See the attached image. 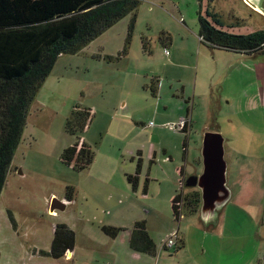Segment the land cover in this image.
Here are the masks:
<instances>
[{
	"label": "rangeland",
	"instance_id": "374dc122",
	"mask_svg": "<svg viewBox=\"0 0 264 264\" xmlns=\"http://www.w3.org/2000/svg\"><path fill=\"white\" fill-rule=\"evenodd\" d=\"M199 12L215 27L233 33L247 34L264 29V14L249 7L244 0H140L136 11L137 24L133 45L139 47V32H143L148 37L146 41L149 42V50L155 52L154 61L151 57L145 60L143 58L141 69L149 71L159 65L163 60L160 53H165L164 48L170 51L173 49L177 62L193 65L187 67L189 65L185 64L179 70V75L186 73V76L191 78L189 81L179 82L181 79L178 78V81L170 83L164 79L162 84L161 79L163 88L155 103L159 102L161 106L166 103L174 110L172 106L175 102H183L181 88L177 83L180 86L184 83L187 98L193 101L188 103L193 113L192 128H189L191 134L187 154L188 174L185 178L202 171L200 149L204 132H219L225 138L227 184L232 190V195L218 210L216 222L204 226L199 221V212L183 214L180 220H175L171 204L163 202L167 213L147 215L149 224L152 225L151 237L156 244H161L164 240L166 243L169 237H165V227L171 222L175 227L179 225L180 232L187 234L183 237L187 240V245L185 248L176 249L178 238L174 236L172 247L163 249L165 255L170 258H174L179 252L175 258L176 264H184L185 261H188V264H264V93L259 95L254 92V86L249 87L251 92L245 93L246 82H243L247 68L253 69L254 66L257 70L256 81L258 80L264 65V50L252 55L241 52L246 55L240 56L232 51L216 49L214 56L204 59V46L208 45L200 42L197 34H190L183 28L186 26V29H194L198 33ZM125 18L118 22V29ZM109 31L102 36V40L100 38L98 42H93L94 45L100 42L105 46L110 45L111 37L115 33ZM168 34L172 38L173 47L168 43ZM93 43L82 48L77 55L63 54L43 81V88L39 89V99H45L49 111L52 109L56 114L44 112V126L49 128L50 133H38L37 140H32V148H28L27 153L23 155L22 152L29 141L28 131L36 126L35 115L31 114L23 130V138L15 150L11 171L8 172L0 193V264H34L25 255L26 249L49 246L52 238L49 227L56 222V217H49L46 208H49L52 198L60 200L67 190L58 185L61 183L58 180L61 179L62 166L54 159L55 152L48 149V141L56 139L57 144L64 140L75 141L74 136L65 132L64 123L76 105L89 107V104H95L99 108L104 101L112 103L113 106L119 102L114 95L119 90V85H116L123 84V78L117 69L107 70L100 67V61L97 59H102L103 55L101 52L96 55L90 52L94 50ZM196 63H199L198 82L192 83ZM204 68L209 71V75L216 73L217 69V73L221 75L220 83H212L210 77L202 72ZM234 72L241 75L240 83L234 84ZM106 78L108 82L102 87L101 93L96 94L91 91V87L88 88L89 81L99 79L104 82ZM172 84L173 86H170ZM123 87L127 88L126 85ZM176 87L180 90L178 95L173 92ZM51 90L54 93L49 94ZM147 113L146 111L145 115ZM93 114L94 111L91 112L90 119L92 127L105 117L99 110L94 116ZM148 122L146 119L145 123L149 125ZM153 124L154 121L150 123ZM147 153L145 147L144 160L137 158L135 161L136 166L138 162L142 166L140 188L145 187V179L147 175H151L150 182L147 179V195H142L139 203L162 206L158 200L159 184L152 179L161 174L160 168L156 166L160 165V160H151ZM18 170L23 174H18ZM71 171L66 177L68 180H73L74 177L78 179L85 169ZM127 182L132 187L128 180ZM181 189L187 192L190 188L178 186L179 192ZM51 192L56 195L50 197ZM67 203L66 208L57 210L56 214L61 220L64 217L69 221V226L77 228V218L90 220L89 213H79L83 203L81 196L72 204ZM84 206L87 207L88 204L84 203ZM15 226L16 229L13 228ZM81 233L85 234L83 231ZM202 248L204 252L201 251ZM180 251H183L181 253L184 255Z\"/></svg>",
	"mask_w": 264,
	"mask_h": 264
},
{
	"label": "crops",
	"instance_id": "0c3cea01",
	"mask_svg": "<svg viewBox=\"0 0 264 264\" xmlns=\"http://www.w3.org/2000/svg\"><path fill=\"white\" fill-rule=\"evenodd\" d=\"M259 13L264 14L262 12ZM125 17L122 18H125V20L120 23V29H118L116 26L122 19H120L87 45L89 46L96 40V42H98L100 38L102 40V36L105 35L109 30L110 33H115L114 36L111 37L109 42L110 45L106 44L105 46L103 42H100L96 45L93 43L92 49L94 50L90 51L92 54L96 55L98 52H101L102 55L113 56L123 48L127 37L128 24L131 15H127ZM236 18L239 19V16ZM182 21L184 23V20ZM237 21L239 22V20ZM136 24L137 19L131 36L132 40L130 39L129 48L126 55H124L119 60L113 61H106L103 58L97 59L100 61L98 63L100 67L107 70L117 69L118 73H120L121 77L123 78V84L116 85H119V90L117 91L118 93L114 95V98L119 100L116 105L113 106L112 103L104 101V104L102 103L99 108H97L95 104H89V107L86 106L90 108L91 112L94 111L93 116L97 114L98 110L105 116L103 120L100 119V121H97L95 126H93L94 128L92 127V122L90 120L80 138V142H85L94 151V158L91 164L85 169L83 173H81V176L78 179L74 177L73 180H68L66 177L70 175V171H74V169L60 161V153L65 147L72 145L74 142L70 140L66 142L64 140L60 144H57V140L53 139L49 140L47 143L49 146L48 149H52L55 152V157L53 156L54 159L60 163V166H62L60 167L62 172L60 173L61 179L59 178L58 180V182L61 183L58 185L63 186V188L66 190L67 187H72V198L67 199L65 193L63 197L60 198V200L72 204L75 202V200L77 201L78 197L81 196L83 203H81L79 213H89L88 216H90V220L89 218L85 220L77 218V228L74 226L71 227L69 226V221L64 219V217H62L61 220L56 214V211L52 213L50 212L49 208H46L47 215L50 214L48 215L49 217H56V222H54L49 227L52 237L54 226L57 223H64L74 230L75 243L73 248L67 250L66 253L60 258H52L50 256L41 255L37 252V250L40 249L48 250L50 248L52 238L49 242V246H34L32 248L34 251L32 249H26L25 255L30 259V261H33L34 264H176L175 258H177L179 255V252L174 258H170L169 256L165 255L163 250L165 248V240L164 242L162 241L161 244L155 243L156 253L155 255L151 256L146 253L133 250L130 247V237L132 225L134 222L140 220L145 221L147 231L149 235L152 236V225L149 224L150 222L147 215H159L167 213V208L165 207V204L163 205V202H169L172 207V200L178 192V186L183 185L185 176L188 174L186 171L188 161L187 154L189 151V138L191 131L189 132L188 129L186 136L183 131L172 128V125L176 124L181 118H186L189 123V128H192L191 121L193 110L191 109L192 107L188 105V103L189 101H193L190 98H187V90L184 83H182L181 86L177 83V85L181 88V98L183 99V102H175V105L172 106L174 110H171L166 103H163L164 105L161 106L159 102L155 103V101L159 95H161L163 88V85L161 86L160 84L161 79L162 84H164V79L169 80V82L174 80L178 81V78L181 79L179 82H184L186 80L189 81L191 78H188L186 73L179 75V70L183 68L182 66H185V64L189 65L187 67H191L193 65L186 62H177V59L175 58L176 55L174 52H172V49L171 51L167 50V54L160 53L163 60H161L160 64L153 68V70L147 71L141 69L140 67L142 65L143 58L145 60V58L148 59L151 57V60L154 61L155 52L151 50V52H145L143 50L142 38L144 37L146 40L148 38L143 32H139V47L133 45ZM185 27L186 26H183V28L188 33L195 35L197 34L199 37L197 30L189 28L186 29ZM168 38H170L168 40L170 47H173V41L169 34ZM158 40L162 43V45H164V42L160 41L159 38ZM147 45L149 46V42ZM204 48V59H206L207 56H214L216 49L230 51L210 46H204ZM164 50L166 49L164 48ZM232 52L240 56L246 55L244 53L241 54V52ZM77 54L78 53L74 55ZM62 55H60L58 59ZM263 64L264 61L262 62V65ZM54 67L55 66H53L52 70ZM217 71L218 70L216 69V73H211L209 75V71L206 68H204V71L202 70L204 75L210 77L212 83H220L221 75L217 73ZM198 72L199 63H196L195 76L192 83L195 81L196 83L198 82ZM233 75L234 84L240 83L242 79L241 75L235 72ZM256 78V67L254 66L253 69L247 68L246 76L243 75V82H246L244 88L245 93H248L252 86L255 87L254 92H258L259 95L264 93V83L261 84V82H264V65L262 66L257 81ZM107 82L108 78H106L104 82L99 79L92 80L89 81L88 88L91 87V91L95 92L96 94L99 92L101 93L102 87H104ZM123 85H126L127 88L124 89ZM42 86L41 88H43ZM170 86H173V84ZM179 87H176V89L173 90L174 94L178 95L180 91ZM52 93H54L53 90L49 92V94ZM186 100L188 102H186ZM146 111L148 112L147 115H145ZM44 112L52 115L56 114L52 109L49 111V106H47L45 103V99H39L37 93L30 106L27 117L29 118L31 114H34V122H36V126L32 125L33 128L31 127L28 131L29 141L26 143V148L22 152L23 155L27 153L28 148H32V140L33 142L34 140H37L36 136L38 133H50L49 128L44 126ZM146 119L149 120V125L145 123ZM152 121H154V124L150 125V122ZM36 127H39L40 129L38 130ZM33 135H35V137ZM145 147L148 150L147 154L149 157H151V160H160L161 166L159 164H156V166L160 168L161 174H158L152 179L154 182H158L159 184L160 198H158V200L161 201L162 206H158L157 204L153 203H139L140 197L142 195H147V179L149 180L148 182L151 180V175H147V179H145V188L142 186L140 188L141 178L143 177L141 173L142 166L137 177L138 181L136 188L132 189L130 184L127 182L126 175L135 174L136 172V159L141 158L144 160L143 153ZM18 174L22 175L23 173L21 170H18ZM140 190H142L141 195ZM230 192L231 197V189ZM54 195H56L54 192L49 194L50 197ZM49 198L46 200L47 203ZM84 203H87L88 206H84ZM199 221L204 226V223L200 218ZM104 225L120 227L122 230L115 237H110L102 231L101 227ZM13 228L16 229V226ZM81 231H83L85 234L82 235ZM175 233L178 240L179 238L183 240V248H185L187 245V240L185 241V238L183 239V237L187 236V234L185 232H180L179 225L175 227V224L171 222L170 225L165 227V237H170ZM201 245L203 244L201 243ZM201 251L204 252V249L202 248ZM181 252L183 251H180V253ZM181 254L184 255V253ZM187 262L188 261H185L184 264H188Z\"/></svg>",
	"mask_w": 264,
	"mask_h": 264
},
{
	"label": "trees",
	"instance_id": "16d2710c",
	"mask_svg": "<svg viewBox=\"0 0 264 264\" xmlns=\"http://www.w3.org/2000/svg\"><path fill=\"white\" fill-rule=\"evenodd\" d=\"M140 0H0V193L26 125L30 106L58 57L76 54L92 40L127 15H131L123 48L116 55H103L106 61L119 60L127 54L136 22ZM200 42L214 48L248 54L264 50V29L237 34L215 27L198 13ZM143 49L150 52L143 37ZM91 119L88 107L76 105L64 123L66 133L75 137L72 145L60 153V161L75 171L86 169L94 151L80 138ZM189 129L187 122L182 131ZM127 174L132 189L140 172ZM184 186V183L182 185ZM145 188V187H144ZM67 199L72 187H67ZM201 204L198 188L178 191L172 200L175 220L183 214L196 213ZM102 231L115 237L122 228L110 225ZM75 243V233L64 223L54 226L48 250L37 251L52 258L62 257ZM179 238L176 249L183 248ZM130 247L138 252L155 255L156 245L144 220L134 222Z\"/></svg>",
	"mask_w": 264,
	"mask_h": 264
},
{
	"label": "water",
	"instance_id": "95a60500",
	"mask_svg": "<svg viewBox=\"0 0 264 264\" xmlns=\"http://www.w3.org/2000/svg\"><path fill=\"white\" fill-rule=\"evenodd\" d=\"M263 1L244 0L254 10L264 13ZM224 141V136L219 132H204L200 149L202 171L200 174L188 175L184 180L185 187L198 188L200 191L201 204L198 211L204 225L216 222L218 210L230 199ZM66 205V202L52 198L49 210H63Z\"/></svg>",
	"mask_w": 264,
	"mask_h": 264
},
{
	"label": "built area",
	"instance_id": "2783aa9c",
	"mask_svg": "<svg viewBox=\"0 0 264 264\" xmlns=\"http://www.w3.org/2000/svg\"><path fill=\"white\" fill-rule=\"evenodd\" d=\"M165 53L167 54L168 51L165 50ZM187 122L188 120L186 118H181L176 124L172 125V128L182 131L183 127L185 126ZM174 236H176V233L169 237V239L164 244L165 247H171L174 244V239H173Z\"/></svg>",
	"mask_w": 264,
	"mask_h": 264
}]
</instances>
